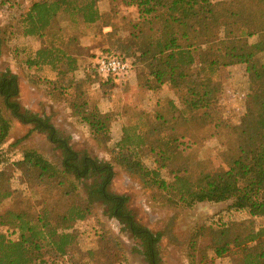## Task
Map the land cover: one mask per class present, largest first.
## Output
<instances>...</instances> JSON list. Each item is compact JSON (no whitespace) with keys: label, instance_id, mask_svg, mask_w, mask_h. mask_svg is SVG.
Instances as JSON below:
<instances>
[{"label":"trees","instance_id":"16d2710c","mask_svg":"<svg viewBox=\"0 0 264 264\" xmlns=\"http://www.w3.org/2000/svg\"><path fill=\"white\" fill-rule=\"evenodd\" d=\"M100 0H35L23 18L24 35L43 37L50 31L61 12L80 17L85 25H98L104 20L99 11ZM8 0H0V5ZM137 8L140 19L130 25V41L141 52L139 61L149 72L148 90H159L164 84L178 96L153 115L146 135L137 127L123 129L117 143L119 162L131 172L144 171L139 160L132 159L145 149L155 157L157 168L146 171L161 191H177L178 200L189 205L221 203L232 200V208L245 211L254 218L264 217V41L250 39L264 33V0H123ZM4 40L0 31V60ZM131 43L129 44L132 47ZM64 44L40 48L28 62L36 68L50 67L57 74L54 84L81 88L77 80L78 59ZM131 59L125 54L111 53ZM98 57V56H97ZM96 57V59H97ZM92 64V74L99 86L124 83L125 79H102ZM133 61V59H131ZM134 62V61H133ZM240 63L248 65L251 108L237 126L231 128L232 140L223 155L227 169L200 172L185 163L194 142L175 132L178 124L211 121L214 108L224 93L215 80L221 69ZM145 82V81H143ZM73 102L76 116L94 133L103 136L111 128L112 116L91 103L85 92ZM19 78L10 69H0V264H52L67 259L73 264L81 248L75 225L90 216L93 206L101 204L107 215L127 226L149 264H158L159 235L140 226L128 208L129 198L110 191L115 177L111 163L75 150L70 136L60 132L47 115L33 113L20 103ZM5 112L32 126L33 132L45 134L61 153V168L54 166L35 150H26L16 163L23 179L30 186L47 190V199L39 200L36 215L29 206L16 203L18 192L12 188V177L1 168L4 164L2 146L11 130ZM151 116H149L150 118ZM133 132L135 138L130 137ZM170 133L164 145L160 133ZM156 139L152 140V135ZM129 156H126L127 154ZM123 159V160H122ZM141 170V171H140ZM142 173V172H141ZM72 178V181L69 180ZM83 186L85 197L78 194ZM51 192V193H48ZM212 248L217 257L238 253L242 264H264V228L256 233L233 234L235 222L216 221ZM15 231V239L4 232ZM89 251L86 264L100 262ZM194 263V261H193Z\"/></svg>","mask_w":264,"mask_h":264},{"label":"rangeland","instance_id":"374dc122","mask_svg":"<svg viewBox=\"0 0 264 264\" xmlns=\"http://www.w3.org/2000/svg\"><path fill=\"white\" fill-rule=\"evenodd\" d=\"M34 1L8 0L0 5V31L4 40L0 69H10L18 76L23 108L49 116L60 132L70 136L78 152L112 164L115 177L110 191L127 196L134 220L159 235L158 264H242L238 253L223 257L215 255L213 230L219 228L215 222H235L232 233L247 235L264 228V217L254 218L248 212L233 209L232 200L189 205L178 200L177 191H161L153 184L152 175L143 176L146 171L157 168L149 149L132 155V159L139 160L144 167V171L140 170L142 173L131 172L127 164L117 159L121 156L116 145L125 127H137L142 136L146 135L156 111L171 100L178 103V96L168 84L156 91L147 89L149 72L139 61L141 52L130 41V25L140 19L137 8L127 6L123 0H100L98 8L104 20L98 25H85L80 17L73 18L69 13L61 12L52 29L43 37H29L24 35L22 21ZM210 1L217 3L225 0ZM261 41H264V33L250 39L251 43ZM54 42L56 45L64 44V47L72 44L69 49L78 59L76 78L79 82L75 83H80L81 88L70 87V82L59 87L54 84L57 74L50 67L30 66L28 61L34 58L36 52ZM102 53L125 54L133 59L134 72L127 82L99 86L98 78L92 74V64ZM247 70L248 65L240 63L221 69L215 75L224 93L209 123H185L173 128L194 142L193 151L185 161L191 165V170L227 169L223 155L231 144V128L237 126L251 108ZM77 90L85 92L101 112L111 114L112 124L107 134L97 135L76 116L73 102L78 95ZM5 115L11 122V130L2 146L4 164L1 168L12 177V188L18 192L16 203L22 204L23 208L27 204L37 215L41 210L39 200L47 199V190L26 183L16 163L22 160L26 150H35L61 168V153L45 134L33 132L32 126L22 124L7 112ZM129 135L135 138L133 132ZM151 138L155 140L156 134ZM170 138V133L162 132L158 140L164 145ZM126 154L130 158V154ZM69 180L72 181V178ZM77 191L85 197L83 186L79 185ZM4 208L1 205L0 212ZM75 229L81 248L74 254L78 261L74 260L73 264H86L89 251H93L92 254L100 260L96 264H149L145 250L140 247L141 241L133 237L126 225L107 215V209L101 204H95L90 216L78 222ZM2 230L10 238L17 237L13 229L5 227ZM52 264L69 262L61 259Z\"/></svg>","mask_w":264,"mask_h":264},{"label":"built area","instance_id":"2783aa9c","mask_svg":"<svg viewBox=\"0 0 264 264\" xmlns=\"http://www.w3.org/2000/svg\"><path fill=\"white\" fill-rule=\"evenodd\" d=\"M134 65L131 59L111 53H102L96 59L95 69L98 76L102 79H125L134 72Z\"/></svg>","mask_w":264,"mask_h":264}]
</instances>
